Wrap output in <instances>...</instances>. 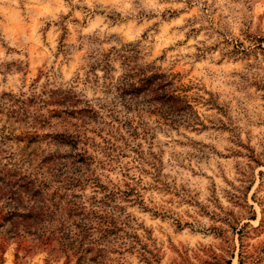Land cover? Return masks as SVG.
I'll return each mask as SVG.
<instances>
[{"label": "rangeland", "instance_id": "1", "mask_svg": "<svg viewBox=\"0 0 264 264\" xmlns=\"http://www.w3.org/2000/svg\"><path fill=\"white\" fill-rule=\"evenodd\" d=\"M128 67L164 73L201 125L113 102ZM54 88L103 116L100 172L141 201L120 202L137 243L110 264H264V0H0V128L3 94ZM15 245L0 264H61Z\"/></svg>", "mask_w": 264, "mask_h": 264}, {"label": "trees", "instance_id": "2", "mask_svg": "<svg viewBox=\"0 0 264 264\" xmlns=\"http://www.w3.org/2000/svg\"><path fill=\"white\" fill-rule=\"evenodd\" d=\"M106 88L125 110L154 112L169 124L201 125L164 73L128 67ZM3 96L7 123L0 128V246L14 242L16 251L38 250L45 261L61 264L118 261L137 243L120 202L141 201L126 184L120 189L100 172L111 160L104 152L112 143L108 138L97 143L85 131L90 124L105 123L103 116L70 89ZM106 113L118 121L112 109L106 107Z\"/></svg>", "mask_w": 264, "mask_h": 264}]
</instances>
